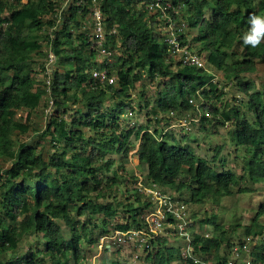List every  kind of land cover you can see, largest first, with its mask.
<instances>
[{
	"label": "trees",
	"instance_id": "trees-1",
	"mask_svg": "<svg viewBox=\"0 0 264 264\" xmlns=\"http://www.w3.org/2000/svg\"><path fill=\"white\" fill-rule=\"evenodd\" d=\"M25 1L0 0V162L10 163L0 164V264H81L84 248L98 245L95 229H107L109 223H114L112 231L141 228L143 213L135 205L140 197L122 209L99 202L120 186L113 156L127 158L135 151L145 168L146 183L185 192L186 202L194 205L218 206L233 194L243 175L254 184L264 182V85L259 90L244 79L264 71V42L252 48L241 39L251 26L250 16L264 15V0H165L171 5L166 16L196 32L191 39L194 45L187 44L186 32L177 39L189 49L199 46L205 68L181 62L173 66L174 55L157 26L161 13L150 15L145 10L149 0H98L104 46L113 58L108 64L91 40V0H74L64 9L62 0ZM182 7L185 15L180 17L174 9ZM48 54L56 61L46 85L42 78ZM206 66L236 83L249 117L237 107L220 110L224 95ZM103 69L115 78L114 85L92 77ZM143 76L159 80L155 117L197 114L189 122L197 123L200 132L215 134L228 123L234 125L228 141L242 159L239 179L224 160L218 171L196 154L185 143L190 132L176 137L162 128L159 133L157 119L152 129L122 125L120 117L132 111L124 100L131 99L130 90ZM45 97L40 135L51 145L47 158L42 149L22 140L33 132L30 119ZM115 99L122 102L108 108V100ZM238 192L248 189L238 187ZM263 214L262 204L243 230L244 237L259 240L252 251L254 261H264V226L259 221ZM215 220L212 215L204 221L213 225L217 235L193 236L192 253L198 263L186 258L188 264H227L230 252L223 245L228 239ZM33 238V250L20 255V244ZM163 238L150 240L142 249L150 264L180 261L178 247H166Z\"/></svg>",
	"mask_w": 264,
	"mask_h": 264
},
{
	"label": "rangeland",
	"instance_id": "rangeland-1",
	"mask_svg": "<svg viewBox=\"0 0 264 264\" xmlns=\"http://www.w3.org/2000/svg\"><path fill=\"white\" fill-rule=\"evenodd\" d=\"M174 11L178 13L180 17L185 15L184 7L176 8ZM168 19V17L159 14L158 21L160 24H157V26L163 28L166 20ZM174 25H176V23H174ZM185 32V40L187 41V44L192 43V45H194V43L191 42V39L196 35V32L190 29L183 31V33ZM191 49V51L198 54L200 48L195 45ZM200 57L203 58V61L205 60L203 55ZM180 59V56L174 57L173 66L174 64L180 62ZM206 70H209V72L215 76L214 81L218 86L217 88L224 95L221 100L222 105L220 110H223L225 108L224 106H227L226 109L237 107L243 115L249 117V115L246 114L244 107V102L246 101L245 96L240 90H238L236 83L233 80H226L222 73L218 71L212 70L208 67ZM244 79L254 82L256 89L261 90L264 85V71H258L245 75ZM158 83L159 80L151 81L149 78L144 76L134 83L133 88L130 90L131 99L124 100L125 104L132 106V111L126 112L124 116L120 117L122 125L133 129H137L138 127L152 129L156 125L155 119H157V121H161L156 126L159 129V133H161L162 128H164V131L169 128V130H167L169 135L174 136V134H177L176 137L182 135V133L190 132L188 140H186L185 143L192 146L196 154L207 159V162L218 171H220L221 168L220 161L224 160L226 168L232 170L239 179L243 175L241 172L242 159L238 156L239 152H235V146L228 141L230 139V131L234 128V125L228 123L227 127H220L215 134L212 130L210 132H200L197 128V123H194V121L191 123L189 122L192 121L191 119L194 117H197V114H172L171 116H173V119H170V117L160 113L157 117H155L153 109L155 108V101L157 99ZM46 102H48V97L43 98L41 106L39 107L40 109H38L30 119L33 123V132H29L22 136L23 141H27L31 146L42 149L45 158H47V155L52 152L49 139L47 137L42 138L40 135L45 125L43 110ZM121 102V100L117 99L112 101L108 100L107 107L109 108L110 106H115L117 103ZM117 113L118 112L116 110L114 114L116 115ZM162 118L164 119L162 120ZM183 120L188 122L187 127L180 126ZM180 129L183 130L180 131ZM137 145L138 144H136V146ZM219 145H222V147L215 152L216 147ZM134 152L135 151H132L130 153V157L128 156L127 158H124L121 155L113 156L116 160L113 169L117 171L120 186L115 188V192V189H113L110 193L108 192L106 199L100 200L99 202H112L119 209H122L123 205L135 203V197L138 196L140 197L139 199L141 202H139V205H135L139 206L141 212L143 213L142 215H145L152 209L153 202L149 196L142 195L136 189V181L139 177H142L144 180L145 168L143 165L139 164L138 159L133 155ZM235 155H237V158H235ZM0 164L3 167H8L10 165V163L5 160H2ZM106 176L110 178L112 175L109 173ZM243 177L244 178L241 179L238 186L233 188V194L230 197L223 198L218 206H214L210 203L194 205L186 202L188 196L185 192L173 193L172 191H169V189L162 190L167 191L168 193L172 192V197H174L177 201L183 202L187 206V213L191 220L190 224L193 233L209 237L217 235L214 231L213 225L207 224L204 221L205 219H209L212 215L215 216L216 220L214 222L222 226V230L226 235L225 237L228 239L223 245L224 251H226V247H228L227 250L230 252L229 246H234L242 241L244 237V227L249 225L259 206L262 204L264 205V182L254 184L248 180L246 176L243 175ZM144 183L148 184L145 180ZM238 187L247 188L248 192L239 193ZM142 203H149V206L146 207ZM121 219L125 220L122 216ZM259 221L260 224L264 226V214ZM113 229L114 223H109L107 229L106 227L101 226L94 230L93 237H95V239H99L107 230L110 231V234L108 233V235H111L114 233V231H112ZM163 237V245L166 247H177V245L181 243L176 237L166 235ZM165 238H167V240H164ZM34 243H36L34 238L29 241L22 242L18 248V253L20 255H24L27 252L32 251V245H34ZM84 249L86 250V264H111L113 261L127 262L129 264H150L146 260L147 254H145L142 249H138L133 246L120 247L107 243L105 244L102 253L98 252L97 245H91ZM243 256H245V254H243ZM192 257L196 260V262L198 261V257L195 254L192 253ZM179 258L180 261L174 262L173 264H188L186 258L180 255V253ZM206 263L208 264V262Z\"/></svg>",
	"mask_w": 264,
	"mask_h": 264
},
{
	"label": "built area",
	"instance_id": "built-area-1",
	"mask_svg": "<svg viewBox=\"0 0 264 264\" xmlns=\"http://www.w3.org/2000/svg\"><path fill=\"white\" fill-rule=\"evenodd\" d=\"M74 0H62V8H66ZM23 2H26L23 0ZM98 0H91L89 15L91 18V40L96 44L98 55L110 63L113 61L111 53L105 48L106 32L103 24V15L101 12ZM171 5L165 0H150L145 4V10L149 13H161L166 16V10L170 9ZM167 17V16H166ZM170 18L166 20L163 26L164 40L167 43L170 53L175 56H180V62L183 65L194 66L197 68H205V63L198 55L188 50L187 46H182L178 41V35L182 34L185 25L184 23L176 24ZM56 57L48 54L45 60L43 80L46 85H49V80L46 78L55 64ZM92 77L100 83L114 85L115 78L108 76L103 70L94 71ZM190 103L196 107V102L190 100ZM173 114V113H171ZM182 127H187L188 122L183 120L180 124ZM136 189L142 194L149 196L152 199V209L145 215H142L143 225L141 228L130 229L127 231L115 230L113 234H105L99 238L98 250H103L105 244H113L120 247L133 246L138 249L147 247L150 240H155L158 237L173 236L181 240L179 246L180 255L185 258H192L191 241L193 239V231L191 230L190 218L187 213V206L180 201H177L168 192L163 191L153 184H145L142 177L136 181ZM110 234V233H109ZM258 238L243 237L239 244L230 247L227 264H264V261H254L252 257L253 248L258 243ZM245 254V256H243ZM194 260V259H193ZM196 262V260H194Z\"/></svg>",
	"mask_w": 264,
	"mask_h": 264
},
{
	"label": "clouds",
	"instance_id": "clouds-1",
	"mask_svg": "<svg viewBox=\"0 0 264 264\" xmlns=\"http://www.w3.org/2000/svg\"><path fill=\"white\" fill-rule=\"evenodd\" d=\"M150 1V0H149ZM149 3V2H148ZM147 3V4H148ZM145 7V6H144ZM159 13V12H158ZM153 14H156V13H153ZM150 13V15H153ZM249 22H250V28L248 30V32H246L242 37V41H243V44L245 46H251L252 48H257L258 46L261 45L262 42H264V15H256V14H252L249 18ZM180 23H184L183 21H180ZM185 25V23H184ZM162 30V28H161ZM184 30H186V26L184 28ZM183 30V31H184ZM183 33V32H182ZM183 46H187V45H183ZM188 48V46H187ZM189 51H191V49L188 48ZM192 53H194L193 51H191ZM197 55V53H194ZM174 57H176L174 55ZM201 58V57H200ZM203 59V58H202ZM190 115V114H189ZM192 120V119H191ZM160 189H163V188H160ZM167 192V191H165ZM170 194V193H169ZM196 235V233L194 234ZM193 235V236H194ZM163 237V236H162ZM180 240V239H179ZM181 242V240H180ZM98 243H99V240H98ZM182 243V242H181ZM181 243H179L177 245L178 249H179V246L181 245ZM98 246V245H97ZM98 249V247H97ZM99 253H102L103 250H98ZM180 253V251H179ZM97 257V256H96ZM192 259V258H190ZM193 260V259H192ZM194 261V260H193ZM198 263V261L196 262ZM81 264H86L85 260L81 263Z\"/></svg>",
	"mask_w": 264,
	"mask_h": 264
}]
</instances>
